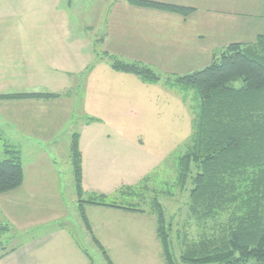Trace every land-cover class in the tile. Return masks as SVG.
<instances>
[{
	"label": "rangeland",
	"instance_id": "1",
	"mask_svg": "<svg viewBox=\"0 0 264 264\" xmlns=\"http://www.w3.org/2000/svg\"><path fill=\"white\" fill-rule=\"evenodd\" d=\"M3 2L5 1L0 0V94L49 92L60 94L61 97L49 102L0 101V160L9 156L6 150L19 151L22 164L25 166V179L28 185L26 187L35 193L33 199L23 196L21 200L15 201L16 205H11L10 210L13 214H10L16 215L14 227L7 222H1L4 226L7 224V230L0 234V256L5 254L0 264H25L26 241L33 235L35 237L62 225L70 232L76 244L87 252L92 264H107L101 252L91 242L76 210V196L72 187V172L68 159L70 135L84 130L91 133L90 138L97 136L95 153L100 150V154L90 170L89 168L86 170L85 189H89L90 183L96 193L111 195L120 186L127 185L125 184L127 182L136 184L143 177L151 176L149 188L159 191L158 185L161 182L173 181L175 160L190 140L194 117L192 107L196 103L194 92L189 91L186 101L183 102L175 90L167 87L166 90L159 87L147 88L139 78L133 75H118L109 67H102L106 65H101L99 68L102 69L95 71L94 74L83 75L85 69L90 65L94 66L98 62L97 58L102 57L106 51V46L99 42L106 28L92 22L96 21V15H92L90 21L88 11L70 12L71 27L68 24L66 27L55 26L52 23L55 24L56 20L44 19L42 12L38 10L35 12L11 10ZM78 22L81 26H76ZM90 23H93L91 28L83 26V24L89 26ZM63 36L79 38L81 43L87 41L86 49H82L80 58L68 57V48L64 49L65 59L61 58L59 51H52L54 53L37 51L36 48L43 46L47 38ZM59 62L62 64L59 65ZM52 63L57 65V72L51 68ZM196 67L199 66L194 65L193 69ZM154 71L161 79L178 75L156 68ZM87 117L96 118L98 121L88 124V127L84 124ZM99 118L102 123H99ZM125 137L132 143L134 140L137 142L135 137L141 138L142 149L138 150L133 144L126 146ZM116 156H119L121 161L112 164L109 160ZM50 164L54 166L52 170L46 167ZM148 164L153 165L149 170ZM57 193L61 197V203L55 197H58ZM187 194L186 190L180 192L174 189L170 197L158 199L163 204L166 217L172 218L173 233L180 229L187 233L188 239L193 240L198 237V230L195 223L187 219L184 205ZM152 196L153 193L149 192L148 197ZM123 200L118 199L116 202L124 203ZM61 204L65 210L63 216L56 220L48 221L47 218L43 222L47 216L32 217L29 220L19 218L20 215L28 214L43 215V211L52 212L54 205L57 209ZM142 207L147 209L145 205ZM109 209L86 206V215L103 242L105 241L103 233H109L108 228L116 235L125 234L126 244L121 242L119 244L115 236L113 238L115 243L110 236L109 243H106L116 263L121 264V261H125L124 264L126 262L164 264L161 247L155 234V217L145 213L142 216L138 215L139 219L131 223L132 220L129 221L122 215L119 218L110 214L102 215ZM109 212L115 213L111 210ZM29 221L39 223L26 226ZM133 227L144 228L143 248L136 245V242H140L139 238L143 240V235L141 231L132 233ZM152 228L153 242L157 245L150 242ZM117 245L126 246L124 258H119V252L116 253L114 246ZM172 245L178 257L179 244L177 246L176 240L173 239ZM70 251L52 245L45 262L61 264L65 261L68 264H76L77 259ZM42 252L41 257H45L46 249L38 251L39 254ZM6 253L12 254L8 256Z\"/></svg>",
	"mask_w": 264,
	"mask_h": 264
},
{
	"label": "trees",
	"instance_id": "2",
	"mask_svg": "<svg viewBox=\"0 0 264 264\" xmlns=\"http://www.w3.org/2000/svg\"><path fill=\"white\" fill-rule=\"evenodd\" d=\"M128 2L182 15L192 11L150 0ZM97 60H106L112 71L133 75L146 84L162 82L168 89L177 91L183 102L189 91H193L196 100L192 107L190 140L175 160L173 181L161 182L159 191L149 188L151 176L133 185H122L111 195L84 191L80 132L70 135L68 159L76 210L91 242L107 264L113 263L92 233L86 206L153 215L164 264H264V35H258L253 42L230 43L215 52L205 67L164 79L142 62L123 61L107 52ZM92 69L93 65L88 66L83 75ZM60 97L49 92H15L0 94V101L49 102ZM95 121L98 119L87 117L84 124ZM5 152L9 156L0 160V194L16 190L23 183L20 152ZM156 177L155 174V180ZM174 189L188 191L184 205L187 219L197 227L196 239H188L187 233L180 229L173 233L172 218L166 217L158 199L170 197ZM149 192L153 193L152 197H148ZM118 199L127 201L117 203ZM2 225L0 234L7 230V224ZM173 239L179 244L178 257ZM82 251L92 264L87 252Z\"/></svg>",
	"mask_w": 264,
	"mask_h": 264
},
{
	"label": "crops",
	"instance_id": "3",
	"mask_svg": "<svg viewBox=\"0 0 264 264\" xmlns=\"http://www.w3.org/2000/svg\"><path fill=\"white\" fill-rule=\"evenodd\" d=\"M4 1L5 2L3 3L8 5L7 8H10L11 10L19 9L21 12H35V10H38L42 12V17L44 19L48 18L56 20L57 22H55V24L54 22L52 23L55 26H65L68 24V26L71 27L70 25L72 22L70 21V12L88 11L90 17L88 20L92 21L91 16L96 15V21L92 22L99 25V27L104 26V28H106L105 34L99 40L102 45L106 46L105 52L110 55L112 54L113 56L115 55L117 58H123L124 60L142 62L154 70L155 68L160 69L169 74L183 75L196 71L195 69L208 65L212 60L214 53L222 50L228 44L236 42H253L258 35H264V30L260 29L264 28V0H150L191 8L192 11L187 15L159 9L133 6L128 0ZM27 15L30 16L28 13ZM92 24L93 23H90L89 26L83 24V26L91 28L90 26H92ZM76 26H81V24L78 22ZM68 37L70 36L47 38L48 40L46 39L43 43L44 45L37 47L36 49H38L37 51H49L48 53L59 51L58 54L62 56L61 58L65 59L66 51L64 49L68 48V57L72 56L80 58L82 49H86L87 41L81 43L79 38ZM61 64L62 63L59 62V65ZM101 65H106L102 67H109V64L104 60L98 61L89 72V75L102 69V67L99 68ZM194 65L199 67L193 69ZM56 66L57 65L52 63L51 68L55 69L54 71L57 72L58 70ZM113 72L118 75H130L115 71ZM143 85H146L147 88L159 87L162 90L167 89L162 82L156 84L143 83ZM31 88H33V86ZM99 123H102L101 119ZM87 126L89 127V125ZM90 134L91 133H86L84 130L80 131L79 149L81 153L82 187L86 192H95L90 183L88 185L89 189H85V184L87 182L86 170L88 168L90 170L100 154V150H98V153H95V141L97 136L94 135L93 138H90ZM100 137L102 138L101 134ZM135 139L137 142L134 140L132 143L126 138V146L133 144L138 150H141L143 146L141 138L138 139L135 137ZM43 155H45L44 152ZM150 157L152 156L150 155ZM109 161L112 164H115V162L121 161V159L119 156H116ZM152 166L153 165L148 164V170L149 168L151 169ZM46 167L51 170L54 168L51 164ZM56 183L58 185V181ZM26 184L24 166L22 185L16 190L0 194V224L1 222H7L14 227L16 215H11L13 214L10 210L11 205H16L15 201L17 199L21 200V197L23 196L26 198L31 197L33 199L35 193L32 192V190H29L28 187H26L28 186ZM125 184L132 185L133 182L132 184H129V182ZM57 195L58 197H55L58 198V201L61 203V197H59L58 193ZM55 203L56 202H54V204ZM63 210L65 209L62 204L59 205L57 209L54 205V210L52 212L43 211V215L35 216H31L30 214L20 215L19 218L29 220L32 217L40 218V216H47L42 221L45 222L47 218H49L48 221H51L63 216ZM110 210L115 211V213L109 212ZM97 213L101 215L100 212ZM105 214L114 215L118 218L122 215L129 221L132 220L131 223L139 219L138 215L142 216V214L130 213L111 208L107 210V212L102 213V215ZM43 222L40 221V223ZM38 223L39 221H29L26 226ZM89 223L93 235L105 248L112 263L117 264L115 257H112L110 253V247L106 245V243H109V236L114 242L113 238L115 236V239L119 240V244L120 242L121 244H126L125 234L121 236L116 235L108 228L107 230L109 233H103V238L105 240L104 243L102 239H100V235L95 233L91 220ZM132 231V233H138L141 231L143 240L139 238L140 242H136V245L142 247L145 242L143 234L144 228L139 229L133 227ZM153 234L154 229L152 228V239L150 241L152 245L156 244V242H153ZM52 245L58 246L62 249L71 250L77 259L76 264L89 263L87 262V256L76 244L70 232L62 225V227L41 233L35 237L33 235L26 241L24 246L27 253V261L25 264H46L45 260L48 257V251L51 250ZM138 246H136V248ZM39 248L46 249L45 257H41V255L43 256V252L42 254L38 253L40 250ZM114 248L116 253L119 252V258L125 257L124 252L127 250L125 245H117L114 246ZM11 254L7 255L9 256ZM82 257H85L87 260ZM136 257H138L137 253ZM3 259L4 257L0 258V262ZM124 263L125 261H121V264ZM61 264L68 263L62 261ZM126 264L130 263L126 262Z\"/></svg>",
	"mask_w": 264,
	"mask_h": 264
}]
</instances>
